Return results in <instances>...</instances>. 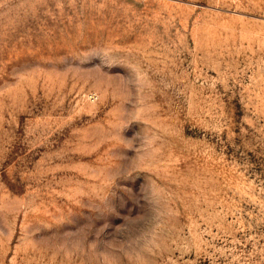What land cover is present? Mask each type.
<instances>
[{"label": "rangeland", "instance_id": "1", "mask_svg": "<svg viewBox=\"0 0 264 264\" xmlns=\"http://www.w3.org/2000/svg\"><path fill=\"white\" fill-rule=\"evenodd\" d=\"M0 264H264V0H0Z\"/></svg>", "mask_w": 264, "mask_h": 264}]
</instances>
